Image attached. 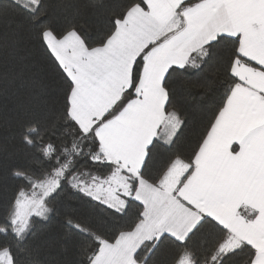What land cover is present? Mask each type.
I'll list each match as a JSON object with an SVG mask.
<instances>
[{
    "label": "snow or ice",
    "instance_id": "6c2138e0",
    "mask_svg": "<svg viewBox=\"0 0 264 264\" xmlns=\"http://www.w3.org/2000/svg\"><path fill=\"white\" fill-rule=\"evenodd\" d=\"M63 7L72 19L58 25L46 0L0 2V21H25L5 37L6 57L23 63L21 32L32 34L62 74L63 97L55 118L21 132L0 264H20L55 216L83 264H154L164 245L172 264H264V0H102L96 38L78 5ZM210 69L220 95L208 97L214 108L185 155L175 148L198 113L182 102L180 78ZM12 79L38 102L47 94L25 68ZM215 82L204 76L202 86ZM66 188L109 210L115 231L58 204Z\"/></svg>",
    "mask_w": 264,
    "mask_h": 264
},
{
    "label": "trees",
    "instance_id": "16d2710c",
    "mask_svg": "<svg viewBox=\"0 0 264 264\" xmlns=\"http://www.w3.org/2000/svg\"><path fill=\"white\" fill-rule=\"evenodd\" d=\"M2 2V0H0ZM69 0H46L54 23L63 25L72 19L63 5ZM79 6V15L76 20L89 37L96 38L104 28V19L98 13L95 5L102 0H71ZM107 2V0H104ZM25 21L17 16L10 23L0 21V207L9 199L16 186L11 177V169L18 163L22 145L21 132L25 123L36 117L53 119L62 107L61 72L41 42L27 31H22L21 55L25 57L23 63L19 59L6 57L3 42L10 32ZM22 68L26 69L28 78H38L46 88L47 94L42 101L35 99L34 93L13 80L14 73ZM204 76L208 80L218 81L205 89L202 86ZM201 77L180 78L182 102L189 109H196L198 116L192 126L184 133L175 150L185 155L191 152L192 147L204 132L207 121L203 119L206 112L214 108V103L208 102V97L218 99L219 89L223 83L212 74L211 69ZM71 208L77 219L86 222L100 232L111 234L115 227L110 223L112 217L102 205L82 203L78 194L71 188H66L61 194L58 204ZM66 229L61 216H55L50 222L41 226L39 237L29 242L28 248L19 254L20 264H83L79 245L76 242H65L63 236ZM94 247V245L90 246ZM176 251L169 245H164L156 253L154 264H172Z\"/></svg>",
    "mask_w": 264,
    "mask_h": 264
}]
</instances>
